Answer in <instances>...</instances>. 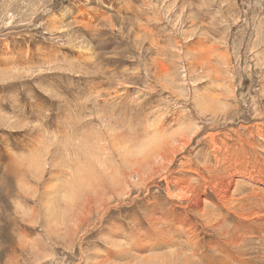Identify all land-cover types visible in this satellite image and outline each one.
I'll return each mask as SVG.
<instances>
[{
  "label": "rangeland",
  "instance_id": "obj_1",
  "mask_svg": "<svg viewBox=\"0 0 264 264\" xmlns=\"http://www.w3.org/2000/svg\"><path fill=\"white\" fill-rule=\"evenodd\" d=\"M223 121L264 129V0H0V264H155L158 241L132 244L128 227L172 188L131 178L134 162L159 129L175 143ZM197 139L171 174L206 160ZM88 173L99 187L79 200Z\"/></svg>",
  "mask_w": 264,
  "mask_h": 264
},
{
  "label": "bare ground",
  "instance_id": "obj_2",
  "mask_svg": "<svg viewBox=\"0 0 264 264\" xmlns=\"http://www.w3.org/2000/svg\"><path fill=\"white\" fill-rule=\"evenodd\" d=\"M227 123L229 122L223 121L222 125ZM257 123L258 122H256V124ZM229 124L231 127L229 128V130L224 132V129L222 130V132L218 130L211 131L213 128L219 127L221 125L213 127H208L206 125L199 126L194 130L193 133H191L192 135L190 136H186L184 133L180 132L183 135L182 137H179L181 135H177V137L179 138L175 140V143H172L171 140L162 137L164 132L161 129H157L158 134L156 137V142L152 145V148L150 147V150L146 151V155L144 154L145 159L142 161L137 158L138 160L134 162V167H131L132 169L129 174L131 178L138 177L140 180L143 179L142 172L144 169H148L150 171V174H159L158 176L161 177V180H164L166 182L167 187L169 186L170 188H172L168 191L167 194V197H170L169 199H171L169 207L165 209L160 208L162 213H164L163 216L156 215L155 217V213L151 211V215L148 216L146 224L142 226V223L135 221V223L138 222L139 224L136 225L133 222V228L128 227L130 228V231L127 233V239L132 244H137V242L140 243L144 238L153 240L155 244L156 240L159 242H157V248L154 249L156 251L159 250L158 253H154L152 251L153 248L151 247L141 249L142 253L145 251H152L154 253L152 255H154V258L156 259L155 264H255L258 261L264 264V155L262 154L264 150L261 151L260 149V147L264 148V129L260 128L261 125L260 127L258 126L259 129H257L256 125V127L251 126L249 128L250 132H247L248 135L246 137H243L241 135V132H239V129L236 130L235 125L234 127L233 124ZM165 129L166 128H164V130ZM171 136L173 135L171 134ZM199 138H203V140L207 142V145H205V147L208 148V151L206 150V152H208L206 160L199 159L193 161L192 158H189L188 155L185 158L183 157L186 161H183V163L180 165V167L182 168H178L179 170L177 169V172L175 174H171V168H173L175 162H177L176 158L178 157V155H182L186 152H191L189 151L190 147L196 142V139L197 141H199ZM128 156H131V153ZM204 156L206 155L204 154ZM130 163L133 164L132 160H130ZM90 165H93V163H91ZM94 170L95 169H93L92 171ZM145 173H147V171ZM161 173L162 175H160ZM150 176L151 177L147 175L143 182L148 183V181L152 177H155L152 175ZM98 178L96 176H89L88 173L83 175V177L77 181V188L81 183L79 188L77 189V192L75 191L76 196H78L79 200L80 188L84 185H91L94 186L93 188H96L98 186V183L100 182ZM239 184H242L240 189L236 188V186H238ZM74 189L75 184L71 190ZM165 189L167 188L165 187ZM75 192L72 193L75 194ZM85 192H88V190ZM99 192L96 191V189L94 190V193H98L96 197L94 196L96 200L95 205L98 204L100 206L99 208H102V210H104L103 204L105 202L102 201L105 198L101 199ZM123 192L125 191L123 190ZM85 194L87 195V193ZM82 200L85 201L86 198L85 200ZM86 201V204H88V206L85 204L83 210L85 209V206L89 208L91 198H88ZM171 201H173L172 206ZM177 202H180L178 203V206ZM174 209H176L177 212L176 210L173 211ZM89 210L90 209H86L84 211L87 212ZM147 210L150 209L148 208ZM32 211L34 212V210ZM103 212H106V210H104ZM73 213L74 211L72 212V214ZM81 213L84 212L82 211ZM75 215L77 216L78 214L76 213ZM100 215L99 217L101 218ZM81 216L84 218L85 215ZM76 218L78 219L79 216ZM76 218H72L71 221L77 228L83 223H81L82 219L79 218L77 220ZM79 220L80 223L78 224ZM69 226H71V224ZM74 226L72 224L71 228L74 229ZM149 232L151 233V236H149ZM113 243L112 247L120 246V244H118V241L114 244ZM150 243L153 244V242L151 241ZM116 251L117 250H115V252ZM113 252L114 251H112V254ZM126 253H128V249L125 250L124 248V254L126 255V257H128ZM259 253L262 254V256H260ZM151 256L149 257L146 255L144 258L145 261L151 263ZM8 259L16 258L13 255ZM13 262H5L3 264H15ZM105 263V259L100 261V264ZM143 263L145 262L143 261Z\"/></svg>",
  "mask_w": 264,
  "mask_h": 264
},
{
  "label": "snow or ice",
  "instance_id": "obj_3",
  "mask_svg": "<svg viewBox=\"0 0 264 264\" xmlns=\"http://www.w3.org/2000/svg\"><path fill=\"white\" fill-rule=\"evenodd\" d=\"M155 215H160V216H163L164 215V213H162V212H159V213H156ZM149 236H151V233L149 232Z\"/></svg>",
  "mask_w": 264,
  "mask_h": 264
}]
</instances>
